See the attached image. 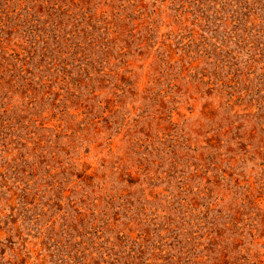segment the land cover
Returning <instances> with one entry per match:
<instances>
[{
    "label": "rangeland",
    "instance_id": "374dc122",
    "mask_svg": "<svg viewBox=\"0 0 264 264\" xmlns=\"http://www.w3.org/2000/svg\"><path fill=\"white\" fill-rule=\"evenodd\" d=\"M0 264H264V0H0Z\"/></svg>",
    "mask_w": 264,
    "mask_h": 264
}]
</instances>
